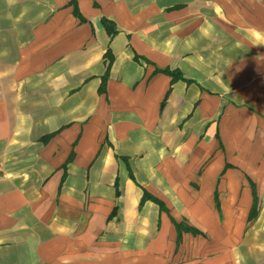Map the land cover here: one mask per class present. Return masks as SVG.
Masks as SVG:
<instances>
[{
  "label": "crops",
  "instance_id": "crops-1",
  "mask_svg": "<svg viewBox=\"0 0 264 264\" xmlns=\"http://www.w3.org/2000/svg\"><path fill=\"white\" fill-rule=\"evenodd\" d=\"M0 264H264V0H0Z\"/></svg>",
  "mask_w": 264,
  "mask_h": 264
},
{
  "label": "trees",
  "instance_id": "trees-1",
  "mask_svg": "<svg viewBox=\"0 0 264 264\" xmlns=\"http://www.w3.org/2000/svg\"><path fill=\"white\" fill-rule=\"evenodd\" d=\"M102 23L105 26V29L107 30V32L109 33L110 36H113L116 33V29L114 28L113 24L109 20H107L106 18H102ZM106 57H108V58L111 57L109 51H107ZM109 68H110V61L107 64L106 73L102 76V78H103L102 79V85H103L104 80L107 77V74L109 72ZM160 71L171 75L172 76V81L177 80V79H184V77L182 76L181 72H179L177 70H170V69L166 68V69H162ZM184 80H186V79H184ZM186 81H189V80H186ZM49 136L50 135H47V136L43 137L42 141H46ZM145 195H147L148 198H151L154 201H156L157 203L161 204V202L158 199H156L155 197L150 196L148 193L147 194L145 193ZM253 199H254L253 200V207H252V211L250 213V218L253 217L256 214V211H257L256 209H257L258 198H257L255 192H254ZM176 226H177V229L179 231L182 230V229H185V230L192 231L193 233H199V231L197 229L193 228V227H189V226L188 227H184L182 224H180V225L177 224Z\"/></svg>",
  "mask_w": 264,
  "mask_h": 264
}]
</instances>
